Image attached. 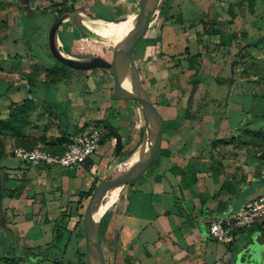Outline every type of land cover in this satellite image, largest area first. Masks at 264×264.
I'll list each match as a JSON object with an SVG mask.
<instances>
[{
	"label": "rangeland",
	"instance_id": "rangeland-1",
	"mask_svg": "<svg viewBox=\"0 0 264 264\" xmlns=\"http://www.w3.org/2000/svg\"><path fill=\"white\" fill-rule=\"evenodd\" d=\"M224 0H169L165 8V13L173 6V12L181 14L183 22H175L174 25H163L164 19L151 16V23L144 30L138 32V36L132 35L127 39L134 41V54L129 59L132 68L137 67L135 59L145 44L147 33L158 32V27L162 28V50L155 44L157 36L154 37L153 56L161 58L162 55L175 54L183 50L184 46L192 47L195 51L194 40L200 39L199 49L206 53L204 67L199 71V84L191 98L190 103H196L202 107L208 103L216 104V112L224 111L231 125L227 136L222 138V142L231 147L233 152L241 154L246 161L256 164L264 174V0H257L256 14L249 15L245 7L240 8L239 20L236 26H230L224 18L222 10L219 9ZM6 3L0 4V165L1 164H22L12 152L16 146L30 148L39 146L49 151H59L64 141L65 135L59 133L56 128V121L48 114L42 112L43 105L36 108L34 104L24 97H31L36 103L49 104L52 109H61L67 112V108L76 103V97L82 90V84L91 75L95 68L72 67L69 78L63 77L60 61L51 55L48 48V31L54 18L59 14L60 4L63 1L51 0L33 3V0H5ZM33 4L27 10L26 6ZM169 6V7H168ZM140 7L133 10L137 12ZM25 9V10H24ZM53 10H56L54 13ZM262 11V12H261ZM260 12L262 14H260ZM93 15V14H91ZM263 15V16H262ZM97 17L96 15H93ZM99 18V17H97ZM251 19V23H250ZM124 17L116 15L115 22L123 21ZM191 21V22H190ZM162 22V24H160ZM233 27V28H232ZM247 31L246 39L237 43H230V48H225L230 42V33H234L235 39L243 36L241 29ZM263 28V29H262ZM187 30V33L184 32ZM198 32V35H196ZM191 37V38H190ZM244 37V36H243ZM60 46L69 48L71 55L90 53L101 56L110 62L118 63L119 57L117 50L120 42L127 39L103 40L92 35L85 26L76 19L63 21L59 26ZM224 39L226 40L224 42ZM166 41H170L168 45ZM229 41V42H228ZM118 51V52H117ZM227 56L223 61V67L219 68L220 60ZM207 60H209L207 62ZM84 69L89 72H83ZM100 69V68H99ZM108 73L105 70H98ZM186 71V69H185ZM185 71H182L185 72ZM112 77V76H111ZM31 79L35 82L32 86ZM49 79H52L48 81ZM116 81V80H115ZM28 84V86H27ZM29 88L30 91H29ZM122 92L127 96L124 89ZM188 86L186 94L180 98V102L187 103ZM83 90L87 91L86 84ZM100 92V91H99ZM98 91L83 93L88 102H94L96 112L101 109L103 101L96 99L100 96ZM146 92L150 90L146 88ZM95 99V101H94ZM218 104V106H217ZM220 104V105H219ZM139 105L133 101V118L137 120L134 125H128L127 130L121 134L120 141L116 148L111 147V139L105 138L100 143L98 149L91 154L89 159L80 164L84 171L79 170L80 166L71 167L69 172H63L62 178H66L67 185H63L69 190L82 189L85 187L84 179L87 170L89 178L96 181L102 179L104 174L126 156L128 151L135 147L139 140V130L142 128L143 121L139 120ZM221 108L223 110H221ZM251 121L250 124H244ZM92 164L95 167L92 168ZM76 171V174H73ZM13 176H17L13 174ZM14 180L9 179L8 185ZM65 181V179H64ZM123 189L104 211L101 222L102 229L99 232V239L103 251L105 264H116L118 257V234L117 229H108V222L111 219L112 206L124 202L128 196V204L134 207L135 212L145 217L141 220L148 222L154 217V210L150 206V195L142 191L123 193ZM123 195L121 196V194ZM75 195V194H74ZM91 194L80 199L81 204L70 208L73 217L67 223L68 227L62 231L61 228H52L42 223L40 226L34 224V228L24 233L19 238H13L10 227L3 222L5 208L0 206V225L4 224L6 235L0 241V264H29L26 259L32 260L37 257H44L48 260L40 264H56L55 261L62 257L64 260H76L74 250L84 251V227L85 219L90 212ZM78 197L75 195V202ZM66 211V210H65ZM76 222L74 223V221ZM254 226L264 227V217L257 220ZM74 223V225H73ZM264 230L259 229L253 234L259 235ZM62 236V237H61ZM37 238L36 243H48L60 238L61 244L65 239H69L71 248L62 253L59 250L46 248L33 250L36 254L29 253L25 247L26 239ZM41 253H40V252ZM3 256L17 257V262L12 263L3 260ZM228 261L222 264H264V241L239 240L237 245L230 250H226ZM85 259V255H84ZM26 262V263H24ZM170 258L158 262L150 257L143 261V264H174ZM30 264H35L31 262Z\"/></svg>",
	"mask_w": 264,
	"mask_h": 264
},
{
	"label": "crops",
	"instance_id": "crops-1",
	"mask_svg": "<svg viewBox=\"0 0 264 264\" xmlns=\"http://www.w3.org/2000/svg\"><path fill=\"white\" fill-rule=\"evenodd\" d=\"M58 1L83 8L90 15L93 14L105 20H114L116 15L124 17L128 13H135L133 9L140 7L144 2V0ZM237 1L239 0L221 2L224 5L223 7L219 6V9L225 15L224 18H229L226 12L227 4ZM37 2L40 0H33L34 4ZM63 4H60L59 7ZM32 5L30 4L29 9ZM169 6L170 9L166 13L160 14L159 12L157 15V18H161V20L165 16L163 24L160 22L162 24L160 27L163 25L172 26L177 21H185L181 14L172 11L173 6ZM241 7L235 8V19L229 24L230 26L238 24ZM53 11L55 13L56 10ZM261 12L260 14H262ZM254 14H256V6ZM241 31H246V29L242 28ZM184 32L187 33V30ZM187 34L190 36L189 33ZM156 36L158 39L155 44L161 48L162 28L158 27V32L145 35L148 42L141 50L138 59H135L136 68H132L129 62L135 51L134 41L130 42L127 39L126 42H120L117 48L120 51L117 53L119 61L128 65L129 68L131 67L145 90L146 88L150 90V93L147 92V94L154 105L159 133L150 153V158L157 159V166L147 175H141L142 167L138 169L123 189V193L125 190L127 193L139 190L149 194V204L154 210L155 216L148 222H144L142 226L141 220H145V217L135 212L134 207L128 204L129 195H125L127 199L124 202L118 203V200L112 206L108 229L111 230L112 227L115 231L117 229L118 257L116 264H143V261L150 257L158 262L170 258L175 262L174 264H222L229 260L226 250L234 248L239 240L245 238L249 241H264L262 233L253 234L259 229L264 230V227L254 226L258 222L256 221L250 227L238 230L231 243L224 244L207 234V224L213 218L227 215L244 202L263 194L264 174L260 167L246 161L240 153L233 152L231 147L224 144L222 140L214 147L212 146L211 142L214 139L225 138L232 127L238 126L229 123L224 111L216 112V104L208 103L200 107L196 103L183 104L180 102V98L186 94L189 86L186 84L184 75L188 72L187 66L194 61L190 56L201 51L203 67L205 64L207 55L199 49L198 41L194 40V52H192L191 46L186 45L189 47V55H179V64L173 67L172 65L176 61L170 58L172 54L162 55L161 58L153 56L152 48L156 46L154 45ZM233 38L230 39V42L228 41L225 48H230V45L246 39V35L241 39L233 40ZM169 43L171 42L166 41L167 45ZM161 52H164L162 48ZM226 58L227 56L220 60L221 64L217 70L222 69L223 61ZM97 69L101 70L99 68L92 70V74L83 83L86 84L87 91L83 90L82 84V90L76 97V103L71 104L67 108V112L61 109L55 111L49 104L36 103L31 97L23 98L30 100L36 108L43 105L44 115L48 114L56 121L57 131L65 135L59 151L63 149V144L69 134L90 124L99 125L104 136L113 131L116 137L110 136V148H116L121 134L127 130L129 123L130 125L137 123L132 115L134 100L122 92L121 86L112 75L102 73ZM182 71L185 72L182 73ZM83 72L89 71L84 69ZM35 82H31L32 86ZM94 91H100V96L96 99L103 101L98 112L95 111L96 104L88 102L83 94ZM187 108L192 113L191 117H186ZM221 110L223 109L221 108ZM160 149H163V152H160ZM243 163L248 165L249 178L240 175V166ZM1 165L10 175L19 176L22 172L25 173V185L20 196L5 198L2 202L6 208V225L10 227L13 238L23 236L24 233L34 228L35 223L39 226L42 223L49 225L50 240L54 239V235H52L54 226L55 229L59 227L62 231L65 228L73 227L67 225L73 216L64 214L70 212V208L81 204V202H77V199L75 202L70 200H74L75 195L78 197V193L81 190H86L92 183L93 180L91 177L89 178L88 170L84 175L86 176L85 187L79 190H69L68 187L63 186L67 185V180L64 178V181L62 177L65 175L62 174L69 172L70 168L52 163H41L36 166L25 163H3ZM94 167L95 164H92V168ZM79 170L84 171V168L80 166ZM73 174H76V171ZM60 238H56L57 242L53 240L49 244L46 243L50 240L43 244L42 242L35 244L37 238L33 237L26 239L25 247L30 254H36L33 250L41 247L46 248L48 245L51 246V249L64 253L68 248H71L70 241L67 238L60 244ZM15 258L17 259V257ZM25 261H28L29 264L45 262L38 261L37 258Z\"/></svg>",
	"mask_w": 264,
	"mask_h": 264
},
{
	"label": "water",
	"instance_id": "water-1",
	"mask_svg": "<svg viewBox=\"0 0 264 264\" xmlns=\"http://www.w3.org/2000/svg\"><path fill=\"white\" fill-rule=\"evenodd\" d=\"M166 0H144L137 12L134 13L129 23L120 31L112 33H101L97 31L102 25V19L87 13L83 8H65L53 20L48 31V48L52 56L61 63L78 68H100L110 73L116 82L124 89L132 100L137 101L143 113V125L141 136L135 147L120 161L104 174L102 179L95 185L90 197V212L85 219L84 227V255L86 264H105L103 251L99 239V225L101 217L106 209V197L113 183L121 180L125 184L138 171L133 172L138 162L150 153L155 145L159 126L156 122L154 105L145 88L138 80L136 73L125 63H113L107 59L90 55H71L60 46L59 26L70 18L78 20L95 37L103 40L127 39L137 35L140 30L148 27L151 16L158 13ZM27 10L29 6H26ZM153 10H156L153 12ZM131 40V39H130ZM130 93L128 95L126 89ZM140 169V168H139ZM121 188V190H122ZM120 190V191H121ZM3 202L2 175L0 173V206Z\"/></svg>",
	"mask_w": 264,
	"mask_h": 264
},
{
	"label": "built area",
	"instance_id": "built-area-1",
	"mask_svg": "<svg viewBox=\"0 0 264 264\" xmlns=\"http://www.w3.org/2000/svg\"><path fill=\"white\" fill-rule=\"evenodd\" d=\"M102 137L101 127L90 124L69 134L59 152H52L39 146L25 148L16 146L12 152L22 163L36 166L41 163L57 164L71 168L89 159L99 145ZM264 217V193L244 202L239 208L224 216L213 218L206 227L207 234L215 240L229 244L238 230L248 228Z\"/></svg>",
	"mask_w": 264,
	"mask_h": 264
},
{
	"label": "trees",
	"instance_id": "trees-1",
	"mask_svg": "<svg viewBox=\"0 0 264 264\" xmlns=\"http://www.w3.org/2000/svg\"><path fill=\"white\" fill-rule=\"evenodd\" d=\"M167 2H168V0H166L164 2V4L162 5V7L160 9V14L165 12V8L167 6ZM4 3H6L5 0H0V4H4ZM241 6H245V8H246V10H247V12L249 14H254L255 6H256V0H239V1L235 2V3H228L227 6H226V12H227V14L229 16V18L227 19V21L229 23L234 22V19H235L234 10H235V8H239ZM63 9H64L63 6L60 7V11H62ZM164 19H165V16H164ZM242 34H243V36H245L246 35V31H242ZM196 35H198V32H196ZM233 36H234V34L230 33L229 38L231 39V38H233ZM197 41L200 42V39H198ZM64 49L66 50V52L70 53L68 47L65 46ZM189 53H190L189 52V47L185 46L183 52L178 53V54H172L170 56V58L175 59V61H176L172 66L173 67L178 66V64H179V55L185 54V55L188 56ZM202 54L203 53L201 51H198L194 55L190 56V57H193L194 61H193V63L191 65L187 66L188 72L184 75L186 84H188L189 87H190L189 92H188V97H187V103L188 104L191 102V98L194 95V93H195V91H196V89L198 87V84H199V77L198 76H199V71H200L201 66H202V59H201L202 58ZM77 55H90V53H85V54H81L80 53V54H77ZM59 65H60V68L62 69V74L61 75L63 77H65V78H69L70 72H71L70 70H71L72 67L67 66V65H65V64H63L61 62H60ZM50 80H52V79H49L48 81H50ZM28 81L32 82L31 79H28ZM124 88L126 89L128 95L130 96V93L127 90V88L126 87H124ZM135 102L137 103V101H135ZM137 108H138V113H139L138 114L139 120L143 121L142 110L140 109L139 106ZM191 116H192V113L189 111V108H187L186 117H191ZM250 123H251V121L245 122L244 124H250ZM141 131H142V128L139 130V135L140 136H141ZM111 135L116 137V135L113 133V131H110L107 136L102 135V137L100 139V143H102L105 138H107V137L110 138ZM220 140L221 139H219V138L214 139L211 142L212 146L214 147L217 143L220 142ZM138 141H137V143H138ZM132 149H130L127 154H129V152ZM54 152H57V151H54ZM160 152H163V149H160ZM120 160L121 159H119L118 161H120ZM262 160H264V158ZM157 163H158V161H157L156 158H150V157H148V155H146L144 158H142L138 162V164L134 168L133 172L137 171L139 168L142 167V172H141L142 174L141 175L150 174L152 172V170L157 166ZM240 169H241V172H240L241 176H245V178H249L250 177V172L248 170V165L246 163H243L240 166ZM0 173L2 175L3 200L5 198L9 199V198H17V197H19L21 192H22V190H23V188H24V185H25V173L22 172L21 175H19V176L10 175V173L2 165H0ZM10 178L13 179L14 181L11 184L8 185L7 183H8V180ZM126 184H128V182ZM95 185H96V181L93 180L92 183L90 184V186L86 190H81L78 193L77 202L80 203L81 202L80 199L88 197L92 193ZM2 220H3L4 224H6V222H7L6 217H4ZM4 224H2V226L0 225V241L2 240V237L7 234L6 230L4 228ZM101 229H102V222L100 220L99 232H101ZM68 241H69V239H68ZM74 254L77 256L76 260H71V259L64 260L62 257H60L59 259H57V261H55V263L56 264H86V261L84 259V251L83 250L79 251L78 249H75L74 250ZM37 259H38V261L39 260L40 261H47L48 260L47 258L41 257V255H40V257H37ZM3 260H5L7 262H9L11 260L12 263L17 262L16 261L17 259L14 258V257L3 256Z\"/></svg>",
	"mask_w": 264,
	"mask_h": 264
},
{
	"label": "bare ground",
	"instance_id": "bare-ground-1",
	"mask_svg": "<svg viewBox=\"0 0 264 264\" xmlns=\"http://www.w3.org/2000/svg\"><path fill=\"white\" fill-rule=\"evenodd\" d=\"M156 10H153V12ZM134 13H128L124 16V20L120 22H115L113 20H105L102 19V25L97 28V31L101 33H112V32H118L121 29H123L129 21L132 19ZM153 20L149 21L151 23ZM123 186V183L121 180L116 181L111 185V187L108 190L107 197H106V203L104 205V208L108 207L112 202L115 201L117 198L118 194L120 193V190Z\"/></svg>",
	"mask_w": 264,
	"mask_h": 264
},
{
	"label": "flooded vegetation",
	"instance_id": "flooded-vegetation-1",
	"mask_svg": "<svg viewBox=\"0 0 264 264\" xmlns=\"http://www.w3.org/2000/svg\"><path fill=\"white\" fill-rule=\"evenodd\" d=\"M63 7H64V9L65 8H76V7H73V5L72 4H63L62 5ZM62 6H60V7H62ZM85 10V9H84ZM87 12V11H86ZM55 13H56V11H55ZM88 13V12H87Z\"/></svg>",
	"mask_w": 264,
	"mask_h": 264
}]
</instances>
